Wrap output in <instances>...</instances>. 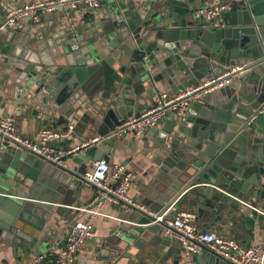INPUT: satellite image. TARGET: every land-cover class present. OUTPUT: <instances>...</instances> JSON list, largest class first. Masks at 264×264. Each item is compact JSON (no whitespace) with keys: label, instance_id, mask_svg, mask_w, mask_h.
Wrapping results in <instances>:
<instances>
[{"label":"water","instance_id":"1","mask_svg":"<svg viewBox=\"0 0 264 264\" xmlns=\"http://www.w3.org/2000/svg\"><path fill=\"white\" fill-rule=\"evenodd\" d=\"M13 4L0 0V88L8 96L16 90L31 111L38 109V119L44 114L39 104L46 100V113H53V105L61 113L58 122H76L74 132L109 135L144 111L158 87L171 94L207 75L237 68L219 93L192 101L183 119L173 113L161 118L171 121L156 143L166 177L154 200L146 203L156 215L136 206L125 210L116 231L120 247L140 250L150 242L157 247L149 251L151 259L159 250L167 251L164 258L170 256L177 247L157 216L174 202L194 211L196 221L206 218L202 229L215 226L234 240L264 233V113L257 111L264 105V0H232L217 27L196 14L193 0L115 4L87 23L86 36L79 35L78 27L70 30L66 46L73 61L51 62L37 55L36 36H41H33V29L39 26H3L5 10ZM124 137L111 136L67 156V166L24 148L0 149V248L9 246L15 259L11 263L3 253V262L31 264L36 259L15 256L20 247L29 253V244L43 242L37 232L51 235L45 224L54 204L63 205L73 184L84 183L89 164L108 160L111 147H121ZM69 216V222L76 220L72 212ZM201 247V254L192 255L195 264L223 260Z\"/></svg>","mask_w":264,"mask_h":264},{"label":"crops","instance_id":"2","mask_svg":"<svg viewBox=\"0 0 264 264\" xmlns=\"http://www.w3.org/2000/svg\"><path fill=\"white\" fill-rule=\"evenodd\" d=\"M201 1L202 0H193L196 7L201 4ZM225 1L230 5L232 0ZM134 2H138V0H114L111 2H106L95 13L90 12L88 8L80 5L77 7V9L68 13L55 12L42 15L40 23L36 25L39 27L33 29V36H36L37 34H40L41 36V38L36 36V40L39 41L40 44L38 46L40 49H38L37 52L40 61H61L64 60L65 57H69L68 61H73V53L66 46V43L68 44V42L71 41L70 30L78 27L79 35L82 34L83 36H86V25L89 21H92L93 18L99 20V18L105 16L106 12L112 9V6L115 4L124 3L129 6ZM12 8L13 6L9 5L7 10H5L4 15H6ZM225 13L223 14L222 18L224 17ZM1 15L2 12H0V16ZM28 30L29 29L27 28L26 31L28 32ZM208 76L211 75H207L205 77ZM158 89L162 91L161 87H158ZM177 92L172 90V92L169 93L175 94ZM216 93H219V91L217 90L210 95L214 96ZM19 97L20 95L18 92H16V90H13L10 96H8L7 92L2 91L0 88V115H12L15 120L16 130L19 134L33 136L36 130L42 126H49L53 129L59 130L65 128L68 124L65 122H58L61 113H58L53 105L51 108L53 113H46V111L49 110L46 100L43 103L40 102L41 104H39L40 109L44 110V114L41 119H38L36 117L38 109L31 111L32 109L30 102H27L26 100L22 101V99ZM151 104L152 101H149L146 108L150 107ZM142 112L143 111L140 113ZM131 117L134 116L131 115L129 118ZM163 119H161V123H157L155 127L148 130L140 138L135 139L130 134L126 135L123 138L121 147L116 149L111 147V151L108 154L107 160L110 165L114 163H121L128 170L135 174V178L128 187L126 194L132 199V201L142 207L140 209L146 210L152 215L156 214L154 212H150L147 205H149L151 201L154 200L155 192L159 186V183L162 182L166 177V175L163 174L164 170L161 168L160 160H158L161 157L162 152L160 149L156 148V143L158 142L157 134L167 132L171 126V121H169V119ZM74 122L75 121H73V123ZM94 135H96L94 130L87 132L84 129H78V131L74 132L69 139L61 141L59 146L64 148L69 145H74L79 143L82 139ZM68 164L69 163L65 158L63 160V164L61 165L67 166ZM93 164L94 162L89 164L88 171L92 170ZM70 165H73V163H70ZM73 189L74 192L72 191L71 196L68 194L64 198L62 202L63 205L54 204L53 206L54 211L45 224V229L51 231V235L43 236L40 234V232H37L35 235L39 237V239L43 240V242L29 244L27 247V249H29V253H22L24 247H20L15 257L33 260L35 257L37 258L38 256L46 255V253L53 248H61L65 241V230L67 229L68 225L72 223L69 222L70 212H72L75 216V219L79 221H84L88 218L89 214L87 212L80 211L77 208L84 207L89 204L95 194V187L85 183L75 182V184H73ZM60 206L73 207L70 212H65L60 210ZM157 209L161 210L162 207H158ZM187 209L188 207H185L184 204L176 206L174 202L165 210V217L171 218L176 211ZM98 210L100 211L101 215H97L92 219V225L95 234L92 239H89L84 243L81 250L79 251L77 259L73 264H195V262L191 259L192 255H199L202 253L203 249L201 247L197 253L185 255L181 246L175 239L173 240L178 249L176 248L167 258H164V255L167 251L159 250L156 256H152L151 259L149 251L151 252L153 249H157V247L150 242H145V248H140V250H136V248L131 245L128 247H120V239L116 235V231L122 222H124L123 217L125 210L113 203H106ZM62 218H66V220H62ZM206 221H208L206 218H197L196 224L201 230H203L204 228L202 229V224ZM204 231H215L216 233L222 234L224 236H229L228 233L220 231L215 226H209L204 229ZM32 232H34V230ZM262 240H264V233L256 232L252 238L243 237V239H237L236 242L241 246H249L252 244H258ZM100 242L103 244L102 246H98ZM0 245L3 244L0 243ZM1 249L2 248H0V250ZM3 253H5V256H7L5 258L10 260L11 263L15 262V259L12 256L13 254L10 251V247L6 246V248H3L0 251V264H7L5 260V262L2 261L1 255ZM31 264H46V261H37L34 259ZM211 264L226 263L224 260H219Z\"/></svg>","mask_w":264,"mask_h":264},{"label":"built area","instance_id":"3","mask_svg":"<svg viewBox=\"0 0 264 264\" xmlns=\"http://www.w3.org/2000/svg\"><path fill=\"white\" fill-rule=\"evenodd\" d=\"M111 1L114 0H14L13 8L5 15L3 26H23L27 23L36 26L44 14L68 13L80 5L97 10L104 3ZM228 5L225 0H202L196 14L202 17L206 24L217 27L222 21L223 14L228 10ZM236 69L228 68L197 83L187 84L175 94L159 91L153 97L150 107L137 117L121 122L109 135H94L64 148L60 147L59 143L73 135L75 123H68L65 128L59 130L42 126L33 136H25L17 132L12 115H0V149L7 146L24 148L40 158L61 165L67 156L85 152L111 136L121 137L130 134L135 139L140 138L155 127L167 113H173L178 119H183L192 101L229 85L232 82L230 75ZM257 111L264 113V105ZM82 177L85 184L95 187V194L89 204L77 208L87 212L88 218L84 221L76 219L69 224L65 230L63 246L49 250L46 255L38 256L37 261L45 260L46 264H73L84 243L93 238L95 233L92 219L101 215L98 209L106 203L116 204L124 210H128L130 206L142 208L126 194L135 174L123 164L110 165L107 160L100 159L95 161L92 170H87ZM165 214L164 211L157 216V220L166 224V234L177 240L185 255L197 253L203 245L219 255L226 264H264V240L258 244L241 246L229 236L201 230L196 224L197 216L194 211L178 210L171 218H166Z\"/></svg>","mask_w":264,"mask_h":264}]
</instances>
